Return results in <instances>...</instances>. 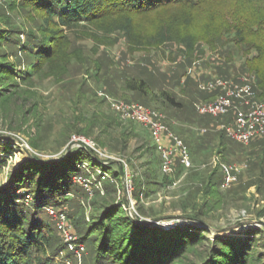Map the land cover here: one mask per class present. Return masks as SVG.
<instances>
[{
	"label": "rangeland",
	"instance_id": "1",
	"mask_svg": "<svg viewBox=\"0 0 264 264\" xmlns=\"http://www.w3.org/2000/svg\"><path fill=\"white\" fill-rule=\"evenodd\" d=\"M11 1L0 0V30L21 42L29 40V33L43 36V16L25 6H13V11ZM196 4L185 11L190 22L182 27L184 34L196 39L190 48V42H183L185 36L184 40L135 45L123 31L105 40V34L92 26L63 30L72 57L67 72L56 77L46 74L44 67L28 83L20 81L15 92L0 103V149H10L0 155V186L33 156L57 161L82 148L75 138L96 143L109 156L99 158L111 169L109 177H103L102 168L91 169L83 162L91 181L79 176L74 180L89 192L70 196L74 200L67 206L51 203L56 211H65L74 238L67 243L56 233L57 243L49 249L52 255L55 246L63 247L53 257L56 264H93V240L84 238L85 221L92 220L104 200L122 204L132 221H151L150 227L207 230V240L188 255L185 264L195 262L196 255L218 237L244 238L250 230L256 233L252 252L264 255V137L249 145L233 143L219 129L229 122L225 116L200 115L196 110V105L213 102L218 95L202 92L200 82L221 78L237 83L242 76L255 73L258 51L249 41L255 42L258 35L244 31L243 40L234 35L239 27L246 29L264 18V0H199ZM168 13L161 9L135 17V35H146L143 31L165 22ZM23 59L18 71L29 61ZM8 61L17 59L10 56ZM132 77L149 84L150 96L125 91L124 80ZM256 83V97L264 102ZM164 92L174 98V104ZM113 101L138 103L163 113L171 130L189 146L193 168L180 167L177 172L172 170V176L164 174L149 131L136 122L121 120L111 107ZM30 142L39 144L40 150ZM220 164L246 166L229 189L220 187ZM209 182L214 185L212 190H208ZM188 216L204 223L190 221ZM78 247H84L81 255L76 253Z\"/></svg>",
	"mask_w": 264,
	"mask_h": 264
},
{
	"label": "trees",
	"instance_id": "2",
	"mask_svg": "<svg viewBox=\"0 0 264 264\" xmlns=\"http://www.w3.org/2000/svg\"><path fill=\"white\" fill-rule=\"evenodd\" d=\"M198 1L12 0L11 7L25 6L43 16L45 22L41 26L43 36L29 33L27 42H21L15 35H7L6 31L0 30V103L15 92L14 89L18 88L20 81L28 83L34 76L45 71L44 67L47 68L46 74L56 77L67 72L72 57L67 52L63 30L73 31L80 26H92L97 33L105 34V40L108 35L123 31L127 39L135 45L185 39L183 42H190L187 46L192 47L196 39L184 34L182 27L190 22L185 11L194 8ZM161 9H168L166 21L151 26V30H144L147 36L135 35L133 19ZM12 10L16 9L13 7ZM253 24L244 26L246 29L236 26L239 30L234 36L243 40L244 31L258 35L255 42L249 41L258 51L255 73L250 75L255 77L258 90L264 97V18ZM10 56L17 61L9 62ZM23 57H27L29 61L22 71H18V64H24ZM124 89L126 92L146 97L151 94L149 84L142 78H126ZM163 96L169 103L174 104V98L170 94L164 92ZM230 115L224 116L232 121L234 116L231 118ZM232 142L237 143L233 140ZM30 144L33 149L41 148L36 142ZM187 147L189 148L188 145ZM8 152L10 149L7 146L0 149V155ZM99 158L90 148L82 147L57 161L43 162L33 156V160L26 161L11 173L7 183L0 186V264H56L53 257L63 247L57 245L56 251L52 255L49 253V249L57 243L56 233H60L46 208H54L51 203L59 207L67 206V203L74 200L70 196H79L82 190L89 192L74 180L79 176L91 181L89 171L82 168L83 162L91 169L102 168L103 177H109L111 169ZM1 164L0 162V166ZM180 167L184 169L177 158L173 173ZM120 169L123 174V167ZM173 173L167 175L172 176ZM113 176L117 178L119 175L115 172ZM223 180L221 172L220 187ZM211 182L208 183V190H212L214 186ZM99 205L98 213L92 220L85 221L84 238L93 240V264H185L188 255L194 253L207 240V230L197 226H176L168 230L154 228L126 217V211L120 203L104 200ZM202 213L203 211L198 214ZM187 219L204 223L199 217L188 216ZM255 234L250 230L245 233L244 238L218 237L205 252L196 255L197 260L192 264H264V255L252 252Z\"/></svg>",
	"mask_w": 264,
	"mask_h": 264
},
{
	"label": "built area",
	"instance_id": "3",
	"mask_svg": "<svg viewBox=\"0 0 264 264\" xmlns=\"http://www.w3.org/2000/svg\"><path fill=\"white\" fill-rule=\"evenodd\" d=\"M255 80L252 75H244L237 83L218 78L200 82L199 85L201 91L217 92L218 95L213 102L196 105L197 112L200 115L213 117L228 115L232 112L233 120L222 124L219 129L224 131L227 137L242 145H249L254 140L264 137V102L256 97ZM111 107L121 120L136 122L149 131L154 146L160 154V169L164 174L172 172L177 158L186 171L193 168L189 148L171 130L166 122V116L159 110L124 101H113ZM75 142L82 147L90 148L99 157L103 156L102 160L109 158L92 141L79 137L75 138ZM220 168L224 178L221 188L229 189L246 166L220 164ZM46 212L55 221L56 228L64 241L70 243L71 240H74L66 225L68 219L65 211L63 209L56 211L54 208L48 207ZM83 251L84 247L76 249L77 255H81Z\"/></svg>",
	"mask_w": 264,
	"mask_h": 264
},
{
	"label": "water",
	"instance_id": "4",
	"mask_svg": "<svg viewBox=\"0 0 264 264\" xmlns=\"http://www.w3.org/2000/svg\"><path fill=\"white\" fill-rule=\"evenodd\" d=\"M35 157H37V156H35ZM37 158L39 159V157H37ZM39 160H40V159H39ZM40 161H41V160H40ZM51 161H52V160H51ZM43 162H44V161H43ZM46 162H50V161H46ZM190 221H191V220H190ZM150 223H151V221H150V222H147V221H146L145 223L142 222L141 224H143V225H147V226H151Z\"/></svg>",
	"mask_w": 264,
	"mask_h": 264
}]
</instances>
